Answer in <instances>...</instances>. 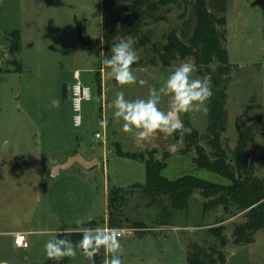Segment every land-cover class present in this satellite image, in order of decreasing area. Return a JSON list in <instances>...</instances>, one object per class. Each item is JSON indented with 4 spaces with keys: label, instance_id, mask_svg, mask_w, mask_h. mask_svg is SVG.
I'll return each instance as SVG.
<instances>
[{
    "label": "rangeland",
    "instance_id": "1",
    "mask_svg": "<svg viewBox=\"0 0 264 264\" xmlns=\"http://www.w3.org/2000/svg\"><path fill=\"white\" fill-rule=\"evenodd\" d=\"M181 13V8L169 4L158 11L164 19L147 21L142 33L148 43L133 45L139 56L132 65L137 83L120 86L103 65L101 0H0V260L45 264V242L60 231L69 232L70 223L84 221L83 229L94 220L91 227L107 228L101 220L106 216L108 190L145 183L144 163L117 155L116 146L137 156L147 157L154 151L158 160L168 154L161 175L171 181L189 175L211 183H229L219 174L199 168L193 160L194 149L183 154L184 143L178 152L170 153L168 147L179 139L178 132L172 137L158 133L140 140L124 133L123 121L117 123L113 116L112 102L118 91L130 100L147 98L149 89L159 88L177 65L193 63L188 57L163 67L152 47L154 43L164 44L171 32L176 38L181 36ZM225 17V47L233 67L225 88L226 118L219 140L231 160L237 141L236 123L240 120L239 125L245 128L261 117L259 130L245 151L256 175L264 181V0H228ZM14 30L20 32V47L10 54ZM128 38L119 31L116 40ZM75 71L80 82L92 90V99L81 104V126L77 128L72 123L71 101L60 94L63 84L73 82ZM193 77L200 78L196 72ZM140 79L146 83L140 85ZM160 107L167 110V98ZM181 119L184 126L189 124L198 132L199 145L209 152L208 110L185 113ZM96 132L102 134L101 139L95 138ZM75 152L85 157L94 153L98 165L85 175L78 174L81 169L74 165L56 179L47 178L46 164L42 166L40 161H62ZM68 175L70 190L61 193L54 182ZM203 202L194 191L187 207L174 212L164 226L156 219L157 207L146 206V200L135 194L127 213L138 227L116 228L131 229V233L120 236L122 264H186L188 244L207 247L215 241L208 229L220 225L228 239L224 248L228 258L237 249L232 230L243 221V213L233 214L221 205L204 210ZM16 232L26 238L21 248L12 242ZM247 248L249 264H264V229L255 234ZM82 256L78 251L67 264H85ZM110 259L111 254L104 251L96 264ZM86 264H91L87 257Z\"/></svg>",
    "mask_w": 264,
    "mask_h": 264
},
{
    "label": "trees",
    "instance_id": "2",
    "mask_svg": "<svg viewBox=\"0 0 264 264\" xmlns=\"http://www.w3.org/2000/svg\"><path fill=\"white\" fill-rule=\"evenodd\" d=\"M228 0H101L103 16V54L111 56V47L117 43L118 32L133 37L135 45L145 46L148 38L142 33L148 20L164 19L158 15L160 7L174 4L182 9L180 18L183 25L181 36L176 38L175 32L168 34L164 44L154 43L153 51L163 67L169 66L177 59L193 58L196 73L200 78L205 74L211 76L213 96L208 105V124L206 127L207 152L199 145V134L189 124L190 134L184 135L185 149L183 154L194 149V162L203 168L229 180L228 184H216L194 176H182L176 180H168L161 175L165 167V159L154 158V151L145 157L142 154L123 152L118 146L115 153L119 156L140 159L144 163L145 183L132 184L127 188L112 187L107 192L106 218L101 220L107 228L123 226L138 227V223L128 216L129 200L138 194L145 199L146 206H156V219L159 225H168L174 212L187 207L188 199L194 191H198L204 199L203 209H211L221 205L228 207L233 214L243 213V221L232 230V243L235 247L248 246L254 241L255 234L264 229V181L255 173L254 163L249 160L247 146L253 141L255 131L259 130L261 117L254 123L242 128L236 123L237 141L232 151L231 160L221 146L219 136L225 123V88L232 75L226 42V17ZM20 32H11L9 45L10 54L19 50ZM103 59V60H104ZM18 65L17 70H20ZM232 161V163H231ZM93 222L91 226H93ZM90 226V227H91ZM223 226H214L208 233L214 238L210 245L203 246L191 242L187 246L186 264H225L227 255L224 248L228 239L223 233ZM82 231H60L57 238L70 239L74 244L81 239ZM104 252L101 249L100 254ZM68 258L53 261L47 258L45 264H67Z\"/></svg>",
    "mask_w": 264,
    "mask_h": 264
},
{
    "label": "clouds",
    "instance_id": "3",
    "mask_svg": "<svg viewBox=\"0 0 264 264\" xmlns=\"http://www.w3.org/2000/svg\"><path fill=\"white\" fill-rule=\"evenodd\" d=\"M134 42V38L129 37L114 44L110 50L111 56L103 60V65L109 70L108 75L120 86L137 83L138 78L132 71V65L139 60ZM194 72L196 67L193 63L181 62L159 88L149 89L147 98L130 100L125 98L123 91H118L112 107L115 109L113 116L116 122L123 121L122 131L140 140H147L158 133L172 137L178 132L179 139L168 147L170 153L178 152L183 146L184 135L191 133V129L184 126L181 115L201 110L206 112L207 103L214 94L211 76L205 74L202 78H194ZM145 83L143 79L139 80L140 85ZM164 98H167V110L160 107ZM80 234L81 239L75 244L70 239L55 236L47 240L44 245L46 257L53 261L65 258L74 260L79 251L94 261V257L103 249L111 254V259L105 264H122L120 257L124 254V247L117 229L86 227ZM0 264H7V261H0Z\"/></svg>",
    "mask_w": 264,
    "mask_h": 264
},
{
    "label": "built area",
    "instance_id": "4",
    "mask_svg": "<svg viewBox=\"0 0 264 264\" xmlns=\"http://www.w3.org/2000/svg\"><path fill=\"white\" fill-rule=\"evenodd\" d=\"M69 99L71 101L72 106V123L74 127L81 126V104L82 102H87L92 99V90L89 86L83 85L80 82V74L78 71L73 73V82L68 85ZM96 139H101L102 134L100 132L95 133ZM119 231V236L124 233H131V229H117ZM25 235L22 233H16L14 235L13 243L16 247L21 248L25 245Z\"/></svg>",
    "mask_w": 264,
    "mask_h": 264
},
{
    "label": "water",
    "instance_id": "5",
    "mask_svg": "<svg viewBox=\"0 0 264 264\" xmlns=\"http://www.w3.org/2000/svg\"><path fill=\"white\" fill-rule=\"evenodd\" d=\"M65 84H63L64 86ZM69 98V97H68ZM223 129V128H222ZM53 165V173H57L60 170H67L74 164H78L84 169H90L97 165V159L91 160L85 159L79 152L69 156L63 163L56 164L55 161L50 160ZM98 255L94 257V261H90L91 264H96ZM225 264H249L248 248L246 246L236 249L226 260Z\"/></svg>",
    "mask_w": 264,
    "mask_h": 264
},
{
    "label": "crops",
    "instance_id": "6",
    "mask_svg": "<svg viewBox=\"0 0 264 264\" xmlns=\"http://www.w3.org/2000/svg\"><path fill=\"white\" fill-rule=\"evenodd\" d=\"M76 153V152H75ZM75 153H73V154H75ZM80 153V152H79ZM72 154V155H73ZM81 154V153H80ZM82 155V154H81ZM69 156H71V155H69ZM68 156V157H69ZM83 156V155H82ZM68 157H65L66 159L68 158ZM85 159H87V160H91V159H93V158H96L97 159V157H95L94 156V153L93 154H90V156L89 157H85V156H83ZM17 158H19V156H14V159H17ZM66 159H63L62 161H60L59 159H55V160H53V161H55L56 162V164H61V163H63ZM46 162V161H45ZM41 162L40 161V164L43 166V163H44V165L46 164V168H45V170H44V173H45V175L47 176V178H49V179H56V177H59V175L61 174V172L62 171H65V170H60L59 172H57V173H53V169H54V167H53V165L50 163V161L48 162ZM74 165H78V164H74ZM74 165L73 166H71L69 169H71L72 167H74ZM97 165H98V159H97ZM97 165H95V166H97ZM80 168L79 169H81V170H77V172H78V174H80V175H85L84 173H86V172H88V171H91L94 167H92V168H90V169H84L83 167H81L80 165H78ZM145 170V169H144ZM81 171H85V172H81ZM70 175H68V176H64V178H61V180H55V182H54V184H57V185H59V187H61V193H63V190H70V187H71V183H70V181H69V179H70ZM58 187V188H59ZM63 188V189H62ZM84 218H87L86 216H84ZM105 218H106V216H105ZM105 218H104V220H105ZM92 221H94V220H90L88 223H87V227H90V224H91V222ZM71 225H69V228H71L70 229V231H82L83 229H82V227H80V226H83V224H84V221H81V223L80 224H78V223H74V222H72V223H70ZM85 227V226H84ZM59 231V230H58ZM58 231H56V233L58 232ZM16 233H20V232H16ZM15 233V234H16ZM14 234V235H15ZM14 239V238H13ZM12 242H13V240H12ZM26 242V241H25ZM83 257V259H84V262H85V264H86V257L83 255L82 256ZM0 261H5V260H0ZM7 264H9L8 262H7Z\"/></svg>",
    "mask_w": 264,
    "mask_h": 264
},
{
    "label": "flooded vegetation",
    "instance_id": "7",
    "mask_svg": "<svg viewBox=\"0 0 264 264\" xmlns=\"http://www.w3.org/2000/svg\"><path fill=\"white\" fill-rule=\"evenodd\" d=\"M60 94L62 99H68L69 97L68 84H65L64 86L62 85Z\"/></svg>",
    "mask_w": 264,
    "mask_h": 264
}]
</instances>
